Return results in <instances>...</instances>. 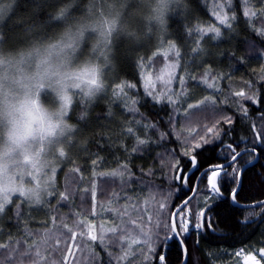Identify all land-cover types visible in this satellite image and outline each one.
Returning a JSON list of instances; mask_svg holds the SVG:
<instances>
[{
	"label": "trees",
	"instance_id": "obj_1",
	"mask_svg": "<svg viewBox=\"0 0 264 264\" xmlns=\"http://www.w3.org/2000/svg\"><path fill=\"white\" fill-rule=\"evenodd\" d=\"M95 1L11 0L8 2L10 7L7 13L0 20V40L5 44L7 52L14 54L27 47H40L44 45L42 44L44 41H50L57 33L69 31V26L78 22ZM5 2L6 0H4ZM241 3L242 0H234L233 7L237 19L232 22V30L215 24L213 13L217 11L208 9L211 7L208 0H181L178 8L174 7L175 12L165 19L164 26L158 34L147 30L145 26L143 28L142 25L135 28V40L125 38L115 40L112 68L104 83L101 96L86 105L84 110H79L77 106H74L68 117V123L74 127L76 132L68 150L73 144L77 146L71 149L69 158L57 172L55 185L57 189L59 188V193L62 192L64 175L71 169L68 166H72V169L74 167L81 169L78 175L83 183L100 176L93 175L91 154L95 153H98L102 158L99 168L95 169L97 173H108L116 167L119 168L122 164H127L129 178L132 180L136 179L139 170L146 171L156 167L155 155L164 149L171 152L168 164L174 165L179 159L180 165L186 170L189 169L188 157L182 156L183 151L187 148V142H184L185 137L182 142L180 139H176L178 143L174 141L173 144H166V148H163L165 145L163 143L159 150L154 149L156 147L153 146L152 138H148L150 142L145 145L147 149H142L138 154L137 150L132 153L136 140L131 136L121 134V124L133 121L131 126L136 128L137 125L134 124L133 119L144 124H154L156 133L161 138L162 133L170 131L169 121L172 110L177 115V125L179 123L183 126L184 122L188 121L183 114V109L187 107V104H196L209 96L215 99L217 109L205 108L203 110L209 111L212 114L210 115L212 119L205 118L209 113L198 111L197 115L193 117L194 124L190 128L191 130L195 129L192 134L203 135V126L214 124L215 117L222 121V117L227 116L232 118L233 123L228 125L221 122L219 125L223 130L221 133L223 144L217 147L219 141H216L212 145H206L204 149L198 150L201 154L197 159L204 165L201 171L208 166L209 162L213 164L227 162V150L224 148L226 144L231 143L234 147L239 145L237 151L253 149L252 125L256 124L259 127L264 124V121L261 120V116L264 115V100L253 104L242 97L234 96L233 93L244 90L248 95L264 96V87H262L264 85V38L258 36L250 26L251 24L256 28L264 27L260 24L264 19L253 17L250 21L246 20L242 16ZM249 6L253 11L259 12L260 0H249ZM227 12L231 15V11L227 10ZM57 16L61 20L57 19ZM196 25L203 28L219 26L224 34V38L220 40L210 39L211 34L205 36L202 44L207 50V54L204 56H196L190 51L192 47H195V41L198 39L197 33L194 32L191 36L184 37V33ZM178 35L184 39L178 40ZM167 48L175 50L176 62L179 61L174 76L178 80L176 87L181 88L182 96L177 99L175 105L162 104L163 101L161 104H157L141 93V77L145 72L146 62L148 60L151 62ZM176 51L181 52L182 58L176 56ZM181 77L184 79L183 84L180 82ZM206 78L208 79L207 83H205ZM122 81L136 85L135 89H126V91L129 96L138 101L135 107L139 110V114L134 115L127 111L130 116L125 115L124 105L113 100V91L116 85ZM209 84L212 87H209ZM244 109H247V115H245ZM108 110H111L114 118H106ZM77 115L78 117L83 116L80 121ZM173 128L176 129L177 126L172 123L171 129ZM137 134L146 136L147 133L144 130H139ZM187 137L188 142L195 143L191 140V136L187 135ZM153 139L159 140L157 136ZM163 139L167 141L168 136ZM84 141L87 143L85 144ZM120 144L125 148L124 151L120 149ZM142 146L144 145H137V148ZM85 147L88 149L87 152L84 151ZM255 148V153L247 152L240 158L239 166L243 167L255 158V154L258 155L257 163L247 168L242 175L243 186L240 187L236 200L238 204L247 205L264 200V185L253 179L256 173H264V149H261L259 144H256ZM228 171L229 176L221 182L223 195L213 197L208 201L211 210L207 214L214 221L212 229L205 227L198 231L192 228L182 237L184 245L188 249L186 264H222L223 261L231 258L230 253L232 252L243 250L250 253L264 248V209L244 210L233 206L231 190L236 185L231 182V169ZM146 177L148 178L146 184H150L153 177L151 175ZM77 182L79 183L78 179ZM78 186L74 191L73 201H68L67 206L55 208L57 201L65 203L59 194L46 201V206H33L25 200L12 198L13 203L9 205L10 210L0 216V243L24 247L39 245L42 250L46 249V254H50L51 260H54L56 264H64L65 258L66 264H116L114 257L121 254V246L116 240L111 242V236L104 238L101 244L97 242L96 249L93 246L88 250L87 247L92 245L91 241L87 237L81 238L79 235L82 229L77 227L76 222L90 217L93 213V205L89 201L81 200L85 191L80 190ZM206 186L207 181L203 179L191 204V207L196 211L204 203ZM175 188L180 192H173L168 211L172 210L173 205H179L181 199L178 197L183 198L184 193L188 191L179 182ZM127 196V201L132 199L128 193ZM103 197L104 195L102 198H95L97 210L106 206L107 209L123 210L127 216H130L133 210L132 206L127 207L122 201L114 199L102 206L100 203ZM17 204L20 205L21 215L19 218L16 216ZM77 213L79 215H76ZM250 213L254 214L250 215ZM109 215L112 219L116 218L112 212ZM53 217H55V221H53ZM90 218L92 222L97 221L96 218ZM59 219H63L68 228L73 231L77 229L75 231L77 238L73 240L72 232L67 231L57 236H50L47 245H44V232H48L51 225H54ZM115 221L117 220L115 219ZM166 234L170 235L169 232L163 235L162 244L156 248V252L166 256V264H181L182 250L174 238L169 239V242L166 243L164 239ZM53 247L57 250L53 251ZM77 247H80V254H78ZM109 253L112 255L110 256ZM93 257H95L94 261ZM151 264H156V260L153 259Z\"/></svg>",
	"mask_w": 264,
	"mask_h": 264
},
{
	"label": "rangeland",
	"instance_id": "obj_2",
	"mask_svg": "<svg viewBox=\"0 0 264 264\" xmlns=\"http://www.w3.org/2000/svg\"><path fill=\"white\" fill-rule=\"evenodd\" d=\"M9 1L11 0H6L4 3V0H0V20L10 7ZM215 1L208 0L212 7H208L209 10L221 14L229 10L227 5H225L223 11L219 7L225 0ZM180 2L181 0H96L78 22L69 26V31L57 33L50 41H44L42 43L44 45L40 47H27L14 54L13 52H7L5 44L0 40V181L22 184L19 176H24L23 186L25 188L34 187L37 183L42 184L48 179L52 174V167L56 168L54 178L56 179L58 170L67 160V158H60V154L68 151L73 143L72 138L76 133L74 127L68 123L70 112L74 106H77L79 110H84L86 105L101 96L104 83L112 68L115 40L118 38L135 40V28L142 25L143 28L145 26L147 30L158 34L164 26L165 19L175 12L174 7L178 8ZM161 10H163V15H161ZM214 19L216 20L215 24L220 25L216 16ZM263 23L264 20L260 22L262 26H264ZM148 61L145 64V72L141 77L142 95L148 98L147 91H152L154 95H158L168 92L170 88L171 92L168 94H175L174 99L177 100L182 96L181 88L176 87L178 84L176 76L172 78L170 85L157 79L167 64L176 63L174 50L167 48L154 60ZM148 75H151L155 88L149 86L145 90V77ZM165 79H167V76ZM206 81L208 82L207 78ZM149 98L152 99V97ZM37 101L51 115L50 130L30 138L21 145L16 140H12V122L17 119L21 107H28L31 103ZM162 104L169 103L164 100ZM214 109H217V107L214 106ZM123 112L125 115L130 116L124 107ZM201 113L208 114L209 111H201ZM210 115L212 114L209 113L205 118L212 119ZM176 116V113L172 110L170 124L171 127L173 123L177 128H180L171 129L170 127V131L166 132L171 133V135H167V141L159 137L155 128L149 129L146 136H139L147 139L152 138L156 150H159L160 145L163 143L165 145L162 147L166 148V144L170 145L174 141L177 142V135L180 136L182 142L183 137H186L191 131L190 128L194 124V120L192 118L186 123L184 122L186 125L181 126L179 123L177 125ZM82 117L77 115L79 121ZM133 120L136 121V119ZM217 120L220 119L215 117L213 122ZM156 136L160 141L153 139ZM10 140H12L11 143H9ZM120 145L118 146L120 147ZM134 147L137 148V144L134 143ZM120 149L125 150L122 145ZM142 149H147V146L137 148L136 153L138 154ZM170 153L169 150L165 149L161 150L159 154L157 153L158 155H155L156 167L146 171L139 170L135 180L129 178L128 167L127 171L116 167L114 170L124 171L123 177L100 175L87 183H83L78 173L71 172L72 166H68L71 169L64 175L61 191L67 193L69 199L65 203L57 201L55 208L63 205L67 206L68 201H73L74 191L78 184L80 190L88 189L81 200L89 201L93 205L91 185L95 183V198H102V195H104L101 205H107L111 199H114L122 201L127 207L132 206L133 210L130 216H127L123 210L107 209L106 206L97 210L98 207H95V215L91 214L90 217L96 218L97 221L92 222L90 217H87V220L94 223L98 240L96 242L90 240L92 245L88 246L87 249L89 250L93 246L96 249V243L100 242L101 244L99 240L101 235L104 238L111 236V242H113L115 236L120 234L118 225L121 223L125 224L126 228L130 230V236L126 237V239H130L131 234L139 231L136 225L130 223L132 220L137 221V224L141 226H146L147 229H151L153 233H159V239L155 241V247L159 248L162 244L163 235L168 232L167 229L154 226L159 202L164 201L169 208L173 192H180L175 188L177 181L172 178L174 174L172 164H168ZM148 175L153 177L150 184H146L148 180L146 176ZM112 188L114 190H111ZM49 191L53 192V195L48 196L45 194V202L54 195L59 194V188L57 189L55 184L54 187L49 188ZM127 193L132 197L129 201H127ZM11 198L25 200L18 193L13 194ZM30 205L34 206V204ZM203 206L204 203L201 207ZM167 211L168 209L159 216V220L163 223L168 222ZM111 212L115 214L116 218L112 219L110 217ZM149 215L152 217V222L149 221ZM64 224L63 219H59L44 234L50 233V236H57L60 233L67 232L68 229L64 228ZM113 227H117L116 234L110 231ZM77 250L80 254V247H77ZM244 256V254H241L238 257L241 260L239 261L231 253V258L225 262L223 261L222 264H245Z\"/></svg>",
	"mask_w": 264,
	"mask_h": 264
},
{
	"label": "snow or ice",
	"instance_id": "obj_3",
	"mask_svg": "<svg viewBox=\"0 0 264 264\" xmlns=\"http://www.w3.org/2000/svg\"><path fill=\"white\" fill-rule=\"evenodd\" d=\"M234 0H225L223 4H220L219 7L223 11L225 5L231 11V15L228 12H214L213 14L219 20L220 25L225 28L232 30V22L237 19L235 9L233 7ZM261 8L259 12L253 11L249 6V0H242L240 5L242 16L246 18V20L250 21L253 17H259L264 19V0H260ZM250 26L257 33L258 36L264 38V27L256 28L254 25ZM198 34V39L195 41V47H192L190 51L196 56H204L207 54V50L203 47L202 41L206 35H210V39L212 40H220L224 38V34L220 27L211 26L208 28H203L200 25L192 26V28L184 33V37L191 36L193 33ZM184 37L177 36L178 40H183ZM175 51V50H174ZM176 56L182 58V54L179 51H176ZM179 65V61L176 63H170L165 66V69L162 71V74L157 77V79L163 81L165 84L170 85L172 82V78L175 75V70ZM167 76V79L165 77ZM181 84L184 83L183 77L180 79ZM205 83L207 81L205 80ZM151 86L155 88V84L152 81L151 75L145 77V90H147ZM212 87V85H208ZM136 85L128 82H119L116 85V88L113 91V100L119 101L124 105L125 110L135 114H139V110L135 107L138 103L136 99H133L129 96L126 89H135ZM264 87V85H262ZM171 92L169 88L168 92L161 93L158 95H154L152 91H147V95L152 97V99L156 103H161L166 100L169 104L175 105L177 100L173 98L175 94H168ZM236 97H242L245 100L251 101L253 104L259 103L261 100H264V96L257 97L255 95H248L244 90L233 93ZM215 99L211 96L205 97L203 100L198 101L196 104L188 103L187 107L183 109L184 118L186 120H191L194 116L197 115L198 111H203L205 108H212L214 110ZM245 115H247V109H244ZM106 118H114V114L111 110H108ZM143 119V118H142ZM261 120L264 121V115L261 116ZM221 122L231 125L233 123L232 118L224 116L221 120H217L211 126L204 125V134L199 135L195 132V129H192L188 135L191 136V140L195 141V143L188 142V137L184 138V142H187V148L183 151L182 156L188 157L190 168L185 169L180 165V160L177 159L176 163L172 165V172L174 173L173 179L179 184L187 188L188 191L184 193L183 198L181 199V203L179 205H173L172 210L167 211L168 222L163 223L159 220V216L161 213H164L168 209V205L161 201L159 202V208L156 213L157 219L154 222V226L156 228L167 229L170 235L166 234L164 239H172L177 238L179 240V244L184 253V257L187 260L188 258V249L184 245V239L182 238L185 234H187L190 229L195 228L196 230H203L205 227L208 229H212L213 227V218L209 216L207 213L211 210L210 206H208V201L213 197L222 196L221 192V182L225 177L229 176V169H231V182L235 184L237 187L232 188L231 190V199L235 203L238 195V188L243 186L242 175L245 171L244 168L240 167V158L242 153L237 151V146H233V144L229 143L224 145V148L227 150L226 159L228 163L220 162L213 164L209 162L208 166L205 168L203 172H201V168L204 165L198 161L197 157L201 154V149H204L206 145H212L214 142L219 141V144L216 146L219 147L220 144H223L221 140L222 129L219 127ZM133 121L128 122L127 124H121V134L125 136H131L136 140V144L146 145L150 141L147 138H141L137 133L139 130H144L145 133L149 129H154L156 126L154 124H144L140 121H134L137 125L136 128L131 126ZM171 123V120L169 121ZM253 134H254V144H253V152L256 151L255 145L259 144L261 149H264V124H261L259 127L256 124L252 125ZM225 135L227 133H224ZM167 135H171V133H162L161 139L165 138ZM199 136V139H197ZM177 139H180V136L177 135ZM86 144L87 141H84ZM77 145L73 144L71 148L60 154V158H69V153L72 148H75ZM137 148L134 147L132 151H136ZM84 151L87 152V147L84 148ZM91 164L93 166V175H101V176H124V171H127V164L120 165V168L124 171L113 170L111 173L99 172L95 171L96 168H99L102 163V158L99 157L98 153L91 154ZM71 162V161H70ZM75 173H80L81 169L79 167H74L72 169ZM51 175L45 180L42 184L37 183L34 187L25 188L23 185L24 176H19V180L22 184H13L11 182L0 181V216H3L7 211H9V205L13 203L12 195L18 193L20 197H23L29 204H34L38 206H46V202L44 200V195L51 196L53 192L49 191L50 187H54L55 184V173L56 168H51ZM199 173V175H197ZM32 177V176H30ZM33 178V177H32ZM34 179V178H33ZM206 179L207 181V192L203 197L204 206L201 207L198 211L194 210L191 207L193 199L196 197L199 191L200 182ZM257 181V183L264 185V173H256L255 177H253ZM84 191H88V189H84ZM91 195L93 200V213L95 215V197H96V185L93 183L91 185ZM59 196L61 200L67 201L69 199V195L65 192H60ZM253 207L264 209V202L260 204H254ZM254 213H250L253 215ZM20 213V205H16V216L19 218ZM76 215H79L78 213ZM55 221V217L52 218ZM149 221L152 222V217L149 215ZM77 227L81 228L79 235L81 238L87 237L92 242H96L98 240V236L95 234V225L91 221L87 220L85 217L83 220H78ZM139 229V231L131 236L130 239H126V237L130 236V230H128L125 224L121 223L118 225L120 234L115 236L116 242L121 245V254L114 257L116 260V264H151L153 259L156 260V264H166V256L164 254H158L156 252L155 241L159 239V233H153L151 229H147L146 226H141L137 224V221L132 220L130 222ZM64 228H67L68 231L72 232V238L75 240L77 238V233L73 231L71 228H68L67 224L63 225ZM113 234L117 233V227H113L110 229ZM31 235V233H28ZM50 233L45 234V238L43 240V244L47 245L48 239H50ZM101 243H103L104 237L101 235L99 237ZM19 244V242H17ZM126 245V246H125ZM135 246V247H134ZM55 247H53V251H56ZM243 253L237 252L236 255L240 256ZM111 256L112 254L109 253ZM259 257V258H258ZM95 257H93V261ZM245 264H264V248L259 249L256 252H250L249 254L244 256ZM0 264H56L54 260H51L50 254H46V249L42 250L39 245H31L28 247L24 246H10L8 243H0ZM66 264V258L64 261Z\"/></svg>",
	"mask_w": 264,
	"mask_h": 264
},
{
	"label": "clouds",
	"instance_id": "obj_4",
	"mask_svg": "<svg viewBox=\"0 0 264 264\" xmlns=\"http://www.w3.org/2000/svg\"><path fill=\"white\" fill-rule=\"evenodd\" d=\"M161 15H163V10H161ZM50 124V113L38 101L31 103L28 107H21L17 119L12 122V140H16L22 145L30 138L49 131Z\"/></svg>",
	"mask_w": 264,
	"mask_h": 264
},
{
	"label": "water",
	"instance_id": "obj_5",
	"mask_svg": "<svg viewBox=\"0 0 264 264\" xmlns=\"http://www.w3.org/2000/svg\"><path fill=\"white\" fill-rule=\"evenodd\" d=\"M247 152H253V150H243V151H241V153H242V155L243 154H245V153H247ZM253 153H255V152H253ZM257 161H258V155L257 154H255V158L252 160V161H250L249 163H247V164H245L242 168H244L245 170L247 169V168H249V167H251V166H253V165H255L256 163H257ZM226 163H228V162H226ZM205 170V169H204ZM204 170H202L201 172H203ZM237 187V186H236ZM239 189L240 188H238V191H239ZM262 202H264V200H262V201H259V202H256V203H253V204H247V205H244V204H238L237 202H233L232 201V199H231V203L233 204V206H235V207H238V208H240V209H253V208H256V207H253V205L254 204H260V203H262ZM176 239V241L178 242V244H179V240L177 239V238H175ZM169 242V239H167L166 240V243H168ZM179 246H180V244H179ZM180 248H181V246H180ZM182 250V249H181ZM182 253H183V251H182ZM186 259H185V257H184V253H183V260H182V263L181 264H186Z\"/></svg>",
	"mask_w": 264,
	"mask_h": 264
},
{
	"label": "bare ground",
	"instance_id": "obj_6",
	"mask_svg": "<svg viewBox=\"0 0 264 264\" xmlns=\"http://www.w3.org/2000/svg\"><path fill=\"white\" fill-rule=\"evenodd\" d=\"M89 9H87V11H88ZM86 12V11H85ZM65 18V17H64ZM57 19H60V17L59 18H57ZM61 20V19H60ZM60 20H58V21H60ZM102 94V93H101ZM95 100V99H94Z\"/></svg>",
	"mask_w": 264,
	"mask_h": 264
},
{
	"label": "flooded vegetation",
	"instance_id": "obj_7",
	"mask_svg": "<svg viewBox=\"0 0 264 264\" xmlns=\"http://www.w3.org/2000/svg\"><path fill=\"white\" fill-rule=\"evenodd\" d=\"M241 152V151H240ZM228 162V161H227ZM226 163V162H225ZM197 175H199V173L197 174ZM239 261H241V260H239Z\"/></svg>",
	"mask_w": 264,
	"mask_h": 264
}]
</instances>
